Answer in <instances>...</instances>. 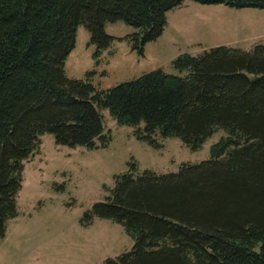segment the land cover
I'll return each instance as SVG.
<instances>
[{
    "label": "trees",
    "instance_id": "trees-1",
    "mask_svg": "<svg viewBox=\"0 0 264 264\" xmlns=\"http://www.w3.org/2000/svg\"><path fill=\"white\" fill-rule=\"evenodd\" d=\"M185 0H0V239L18 217L25 162L45 134L59 146L96 149L112 139L102 112L135 136L178 138L199 150L219 130L210 158L178 173L131 171L115 178L104 202L85 215L122 225L130 252L104 264H264V45L219 46L99 90L69 79L65 61L84 26L95 59L114 38L107 23L137 31L125 38L143 54L164 32L166 14ZM264 10V0H193ZM91 74L88 75V77Z\"/></svg>",
    "mask_w": 264,
    "mask_h": 264
},
{
    "label": "rangeland",
    "instance_id": "rangeland-1",
    "mask_svg": "<svg viewBox=\"0 0 264 264\" xmlns=\"http://www.w3.org/2000/svg\"><path fill=\"white\" fill-rule=\"evenodd\" d=\"M166 22L163 34L147 43L143 54L125 40L135 28L107 23L105 31L114 41L98 60L90 32L80 26L65 61L66 76L90 80L103 90L158 69L183 76L172 62L184 54L198 56L219 46L251 51L264 45V10L185 0L166 14ZM102 114L112 134L106 147L70 148L57 145L53 135L41 137L39 151L25 162L19 215L0 239V264H104L130 252L135 242L122 225L100 218L82 225L94 205L110 195L116 176L130 172L133 162L137 174L178 173L183 164L208 160L211 146L226 136L219 130L196 151L178 138L158 137L153 146L135 136L137 128L119 126L107 110Z\"/></svg>",
    "mask_w": 264,
    "mask_h": 264
}]
</instances>
